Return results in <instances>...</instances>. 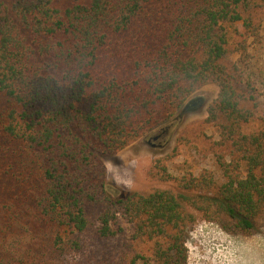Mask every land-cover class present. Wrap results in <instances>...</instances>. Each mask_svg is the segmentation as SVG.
I'll return each mask as SVG.
<instances>
[{
    "label": "trees",
    "instance_id": "1",
    "mask_svg": "<svg viewBox=\"0 0 264 264\" xmlns=\"http://www.w3.org/2000/svg\"><path fill=\"white\" fill-rule=\"evenodd\" d=\"M261 9L264 0H0V264H91L100 242L121 236L122 264H189L198 216L252 235L264 220V129L248 126L264 100L246 43L259 38ZM207 84L219 87L207 122L219 129L221 180L204 171L177 190L111 195L102 157Z\"/></svg>",
    "mask_w": 264,
    "mask_h": 264
},
{
    "label": "rangeland",
    "instance_id": "2",
    "mask_svg": "<svg viewBox=\"0 0 264 264\" xmlns=\"http://www.w3.org/2000/svg\"><path fill=\"white\" fill-rule=\"evenodd\" d=\"M256 21H264V9L255 14ZM241 25V26H240ZM233 33L244 31L242 23ZM259 38H247L248 65L264 100V25ZM233 34V35H234ZM240 54L235 53L234 59ZM117 73H126V64L116 66ZM219 87L207 84L193 97L202 96L203 103L195 111L181 114L183 106L167 122L157 126L125 149L102 157L107 174L106 185L113 196L132 192L149 194L156 190L178 189L179 179L210 171L218 181L221 169L213 155V142L219 140V129L207 122L208 106L218 96ZM264 129V113L258 112L248 129ZM162 134L161 142H149L155 134ZM159 166H165L167 178L161 177ZM124 238L99 243L100 255L91 264H122L120 252ZM189 264H264V220L252 235L230 234L214 222L197 217L187 239Z\"/></svg>",
    "mask_w": 264,
    "mask_h": 264
},
{
    "label": "water",
    "instance_id": "3",
    "mask_svg": "<svg viewBox=\"0 0 264 264\" xmlns=\"http://www.w3.org/2000/svg\"><path fill=\"white\" fill-rule=\"evenodd\" d=\"M203 103L202 96H195L191 98L181 109V114L197 110Z\"/></svg>",
    "mask_w": 264,
    "mask_h": 264
},
{
    "label": "flooded vegetation",
    "instance_id": "4",
    "mask_svg": "<svg viewBox=\"0 0 264 264\" xmlns=\"http://www.w3.org/2000/svg\"><path fill=\"white\" fill-rule=\"evenodd\" d=\"M163 135L162 134H155L151 137V139L149 140V142H152V141H160L161 142V139H162Z\"/></svg>",
    "mask_w": 264,
    "mask_h": 264
}]
</instances>
